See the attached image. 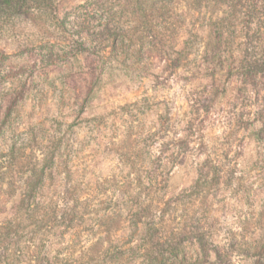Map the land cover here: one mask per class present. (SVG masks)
Returning a JSON list of instances; mask_svg holds the SVG:
<instances>
[{
	"label": "rangeland",
	"instance_id": "1",
	"mask_svg": "<svg viewBox=\"0 0 264 264\" xmlns=\"http://www.w3.org/2000/svg\"><path fill=\"white\" fill-rule=\"evenodd\" d=\"M56 13L0 43V264H264V0Z\"/></svg>",
	"mask_w": 264,
	"mask_h": 264
},
{
	"label": "trees",
	"instance_id": "2",
	"mask_svg": "<svg viewBox=\"0 0 264 264\" xmlns=\"http://www.w3.org/2000/svg\"><path fill=\"white\" fill-rule=\"evenodd\" d=\"M58 1L0 0V43L13 47L16 53L35 48L48 35L67 43V31L58 24ZM43 26L47 30H42Z\"/></svg>",
	"mask_w": 264,
	"mask_h": 264
}]
</instances>
